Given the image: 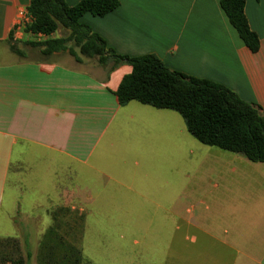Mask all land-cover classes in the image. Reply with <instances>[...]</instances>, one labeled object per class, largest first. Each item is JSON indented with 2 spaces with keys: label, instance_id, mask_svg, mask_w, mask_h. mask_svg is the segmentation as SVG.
Listing matches in <instances>:
<instances>
[{
  "label": "crops",
  "instance_id": "crops-1",
  "mask_svg": "<svg viewBox=\"0 0 264 264\" xmlns=\"http://www.w3.org/2000/svg\"><path fill=\"white\" fill-rule=\"evenodd\" d=\"M119 1L105 16L88 12L80 22L116 54H155L173 70L232 89L264 117V0L245 3L260 39L256 52L222 0ZM29 5L0 0V46L13 55L0 53V237L16 234L17 214L21 231L49 219L35 193L46 195L43 182L63 171L66 184L57 185L66 192L57 210L73 214L70 235L81 252L87 217L104 214L125 222L122 237L178 235L181 253L194 237L201 263L210 252L211 264H237L238 255L244 264H264V162L200 142L175 110L120 104L116 91L133 70L125 61L111 69L70 54L12 52L11 39L33 38L20 24ZM152 227L162 233H149Z\"/></svg>",
  "mask_w": 264,
  "mask_h": 264
},
{
  "label": "trees",
  "instance_id": "trees-1",
  "mask_svg": "<svg viewBox=\"0 0 264 264\" xmlns=\"http://www.w3.org/2000/svg\"><path fill=\"white\" fill-rule=\"evenodd\" d=\"M245 3L246 0L221 1L245 44L256 52L260 39L249 25ZM119 5V0H80L75 5H69L66 0H30L28 13L32 21L25 25V32L33 38L40 33L47 37L23 43L37 48L32 50L44 56L70 54L77 61L84 57L96 59L101 65L112 64L111 69L125 61L133 70L123 77L116 91L120 104L137 100L175 110L200 142L264 162V117L254 104L225 85L169 68L155 54L134 57L116 54L103 37L80 22L85 13L105 16ZM60 28L68 30V34L53 37ZM10 49L20 57L25 56V51L12 39ZM40 249L38 264H93L85 261L81 251L67 243L54 227L45 233ZM2 264L27 263L20 257Z\"/></svg>",
  "mask_w": 264,
  "mask_h": 264
},
{
  "label": "rangeland",
  "instance_id": "rangeland-1",
  "mask_svg": "<svg viewBox=\"0 0 264 264\" xmlns=\"http://www.w3.org/2000/svg\"><path fill=\"white\" fill-rule=\"evenodd\" d=\"M68 30L60 28L53 37H58L68 34ZM33 40H41L38 38H32ZM14 41V40H13ZM16 45L23 49L25 52H31L34 47L26 45L23 41H14ZM37 48H34L36 50ZM0 53L5 56H12V53L5 46H0ZM41 55V56H40ZM34 57V55H30ZM38 57L44 58V55L38 53ZM85 58V57H84ZM87 62L93 64L97 62L96 59H85ZM64 162L61 160V165ZM34 176L33 173H27V177ZM41 178L42 174L38 173ZM66 177V173L63 171H58L50 176L49 179L43 182L44 185H48L49 188L45 189L46 195H42V190L36 191L35 196L36 201H41L45 203L44 212L45 215L49 217L46 220L32 221L31 226L26 228L25 231L20 230L19 215L17 214V221L15 224L17 227L16 234L14 236L0 237V264L4 261L10 262L14 259L23 258L27 264H38V256L41 252L42 239L51 227L57 228L58 232L63 234V239L71 244H73V238L70 235L73 231L70 230L72 226L71 218L73 214L64 212L63 214L58 213V208L60 205H56L60 202L62 196L65 194V190L59 188V185L66 183L63 182V178ZM59 182V185L57 183ZM58 186V187H57ZM25 193V200L32 203V195L30 191L23 189ZM40 193V194H39ZM39 194V195H38ZM64 198V197H63ZM33 199V200H34ZM65 201V200H64ZM29 204H22V208L30 209ZM106 215L92 214L87 217L86 229L84 238L81 242L82 256L85 261L92 262L93 264H211L212 263V253L206 252L199 254V259L195 252L196 243L194 237L187 238L183 245L187 246L189 249L188 253L180 252V237L172 236H158L155 234L162 233V230H154L153 227L149 230V233H153L155 236L150 237H122L121 229L125 222H118L113 220H103ZM108 216V215H107ZM62 218V219H61ZM70 218V219H69ZM5 220H2L4 224ZM155 224L159 222H129L132 227H137L141 224ZM44 228V234L41 231ZM138 228V227H137ZM76 240V245L78 244ZM79 245V244H78ZM75 246V245H74ZM31 256L28 257V253ZM237 264H244V258L242 255L237 256Z\"/></svg>",
  "mask_w": 264,
  "mask_h": 264
},
{
  "label": "built area",
  "instance_id": "built-area-1",
  "mask_svg": "<svg viewBox=\"0 0 264 264\" xmlns=\"http://www.w3.org/2000/svg\"><path fill=\"white\" fill-rule=\"evenodd\" d=\"M20 17H21V21L20 24L25 26L26 24H28L29 22L32 21V17L29 13L25 12L24 10L20 12ZM35 37H37L38 39H45L47 36L44 34H34Z\"/></svg>",
  "mask_w": 264,
  "mask_h": 264
}]
</instances>
